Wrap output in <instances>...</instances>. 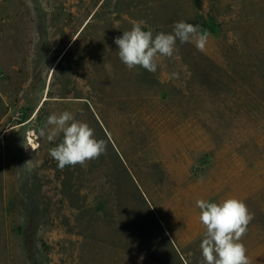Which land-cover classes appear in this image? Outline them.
<instances>
[{"label":"rangeland","instance_id":"374dc122","mask_svg":"<svg viewBox=\"0 0 264 264\" xmlns=\"http://www.w3.org/2000/svg\"><path fill=\"white\" fill-rule=\"evenodd\" d=\"M180 20L203 52L120 61L134 23ZM63 111L107 145L83 167L49 155ZM230 197L264 264V0H0V264H202L196 201Z\"/></svg>","mask_w":264,"mask_h":264},{"label":"clouds","instance_id":"9594fccd","mask_svg":"<svg viewBox=\"0 0 264 264\" xmlns=\"http://www.w3.org/2000/svg\"><path fill=\"white\" fill-rule=\"evenodd\" d=\"M208 38L209 34L201 32L199 25L183 20L174 23L172 32L155 35L144 30L143 22L138 21L130 30L123 31L122 36L115 38L114 43L118 46L120 61L129 70L139 66L155 73L158 59L171 58L178 53L177 41L180 44L194 43L196 49L203 52ZM48 126H51L47 131L49 140L61 133L63 135L61 142L49 149V155L61 170L67 166L83 167L106 152L105 141L97 139L95 130L88 123L76 120L69 111L50 114L45 128ZM45 128L40 129L41 136L46 134ZM196 206L200 209L199 220L206 228L199 245L202 264H251L247 249L241 242L254 219L246 203L230 197L220 203L198 199Z\"/></svg>","mask_w":264,"mask_h":264},{"label":"bare ground","instance_id":"6f19581e","mask_svg":"<svg viewBox=\"0 0 264 264\" xmlns=\"http://www.w3.org/2000/svg\"><path fill=\"white\" fill-rule=\"evenodd\" d=\"M29 141H31V142H32V139H31L30 135H29Z\"/></svg>","mask_w":264,"mask_h":264},{"label":"water","instance_id":"95a60500","mask_svg":"<svg viewBox=\"0 0 264 264\" xmlns=\"http://www.w3.org/2000/svg\"><path fill=\"white\" fill-rule=\"evenodd\" d=\"M30 137H33L32 135H30Z\"/></svg>","mask_w":264,"mask_h":264}]
</instances>
